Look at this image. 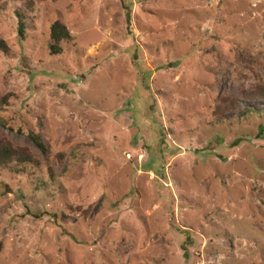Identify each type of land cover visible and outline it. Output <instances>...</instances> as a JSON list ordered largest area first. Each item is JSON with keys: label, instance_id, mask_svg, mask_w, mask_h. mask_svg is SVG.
I'll list each match as a JSON object with an SVG mask.
<instances>
[{"label": "rangeland", "instance_id": "obj_1", "mask_svg": "<svg viewBox=\"0 0 264 264\" xmlns=\"http://www.w3.org/2000/svg\"><path fill=\"white\" fill-rule=\"evenodd\" d=\"M0 38V139L40 161L0 167V264H264V0H0Z\"/></svg>", "mask_w": 264, "mask_h": 264}, {"label": "trees", "instance_id": "obj_2", "mask_svg": "<svg viewBox=\"0 0 264 264\" xmlns=\"http://www.w3.org/2000/svg\"><path fill=\"white\" fill-rule=\"evenodd\" d=\"M32 2H28L23 5L25 10L31 9ZM25 10L17 9L16 15L18 18V35L20 38L25 37V32L27 29L25 17L27 16ZM71 34L67 26L61 22L60 20H56L51 25L50 30V40L48 43L49 52L52 55H59L64 52V43L71 39ZM11 48L6 40L0 38V54L9 55ZM245 98L247 100H261L264 101V84L256 85L254 89L248 90L244 92ZM239 104L237 100L229 101V107L235 108ZM218 110H222L220 106L217 107ZM262 111V110H259ZM264 111V109H263ZM255 109L249 107L244 112V114L254 113ZM0 123H3L0 119ZM261 134L264 133L262 130ZM30 138L37 148H39L42 153L49 152L48 144L43 140V137L40 133H29ZM33 164L39 165L40 161L35 158L27 149L25 148H14L10 143L3 141L0 139V167H11V165L15 164L14 171L20 172L25 171V164Z\"/></svg>", "mask_w": 264, "mask_h": 264}]
</instances>
